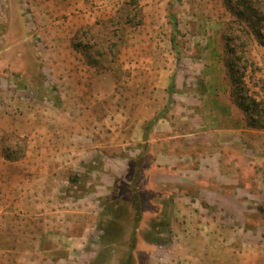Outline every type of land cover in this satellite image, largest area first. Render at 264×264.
<instances>
[{
	"label": "rangeland",
	"instance_id": "rangeland-1",
	"mask_svg": "<svg viewBox=\"0 0 264 264\" xmlns=\"http://www.w3.org/2000/svg\"><path fill=\"white\" fill-rule=\"evenodd\" d=\"M20 2L26 21H35L42 6ZM93 6V24L71 43L90 47L100 71L110 72L95 86L44 71L48 36L31 27L23 38L7 22L13 14L0 13V264H264V197L235 195V185L223 198L232 213L205 202L189 210L188 190L152 163L153 123L139 140L134 117L135 51L147 42L173 46L183 75L218 60V49L227 66L241 57L250 94L264 100V0ZM93 91L99 97L89 98ZM161 220L171 224V243L151 244L167 238L153 228Z\"/></svg>",
	"mask_w": 264,
	"mask_h": 264
},
{
	"label": "crops",
	"instance_id": "crops-1",
	"mask_svg": "<svg viewBox=\"0 0 264 264\" xmlns=\"http://www.w3.org/2000/svg\"><path fill=\"white\" fill-rule=\"evenodd\" d=\"M37 1L40 13L29 23L20 0L9 4L0 0V13L9 10L13 14L7 22L10 27L15 22L23 38L30 36L32 28L39 37L48 36L52 44L44 51L50 63L43 70L49 69L55 79L71 85L109 82L110 72L90 65L84 50L71 43L82 27L93 24L95 0ZM164 49L147 42L135 51L139 89L135 133L144 139L146 127L153 123L149 138L153 165L188 190L182 195L189 210L196 202H205L232 213L223 198L234 196L229 192L235 185H241L235 195L264 197L258 191L264 190V129L248 126L246 114L234 100V81L222 60L223 51L218 49V60H203L183 75L184 64L176 60L174 47L166 42ZM92 97L99 94L93 91Z\"/></svg>",
	"mask_w": 264,
	"mask_h": 264
},
{
	"label": "trees",
	"instance_id": "trees-1",
	"mask_svg": "<svg viewBox=\"0 0 264 264\" xmlns=\"http://www.w3.org/2000/svg\"><path fill=\"white\" fill-rule=\"evenodd\" d=\"M173 42V41H172ZM76 48H81L78 45H75ZM84 50L86 57L88 59V63L90 65L99 67L98 62H95L93 58L91 57V48L88 46L82 47ZM233 51V50H231ZM236 53H234L235 56ZM98 57L101 56V54H97ZM245 63L248 62L249 59L244 57ZM242 60L241 57L234 58L233 61L229 64L230 72L234 81L233 86V97L236 103L240 106V108L244 111L247 117L248 126L256 129H264V100L257 99L256 97L252 96L250 94V89L248 88L246 82H245V75L240 74V70L238 69L237 65L239 61ZM247 66H244L243 70H246ZM247 71V70H246ZM157 231L158 237L166 236L167 238H161L154 240L153 238L148 239L151 244L155 245H168L171 243V235H172V229L171 224L168 221H159L155 223L154 227ZM152 234V233H151ZM150 234V235H151ZM105 237H102L104 241L109 242V237L111 234L109 232L104 234ZM134 237L132 239V242L130 243L131 247L134 246ZM111 242V241H110ZM114 243V242H113ZM106 246V245H105Z\"/></svg>",
	"mask_w": 264,
	"mask_h": 264
}]
</instances>
